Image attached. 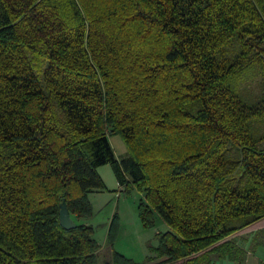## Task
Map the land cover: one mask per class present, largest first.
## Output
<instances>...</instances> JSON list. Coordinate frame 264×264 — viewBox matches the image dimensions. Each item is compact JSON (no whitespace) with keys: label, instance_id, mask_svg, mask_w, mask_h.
Masks as SVG:
<instances>
[{"label":"trees","instance_id":"1","mask_svg":"<svg viewBox=\"0 0 264 264\" xmlns=\"http://www.w3.org/2000/svg\"><path fill=\"white\" fill-rule=\"evenodd\" d=\"M107 163L169 226L145 264L242 262L234 234L264 221V0H0V264H140L116 213L101 259L77 221Z\"/></svg>","mask_w":264,"mask_h":264},{"label":"rangeland","instance_id":"2","mask_svg":"<svg viewBox=\"0 0 264 264\" xmlns=\"http://www.w3.org/2000/svg\"><path fill=\"white\" fill-rule=\"evenodd\" d=\"M259 67L255 68L248 82L241 85L244 94L248 98H253L262 91L261 81L262 75L259 73ZM118 139H122L116 135ZM114 137H110V142L114 150L116 149ZM123 142V141H122ZM124 144V143H123ZM125 145V144H124ZM238 152L232 151L231 158H237ZM108 169L109 176L105 173L102 175L105 178V183L109 189L95 193L91 197V214L85 217H79L78 222L91 224L93 227V236L100 245V259L104 252L109 251L107 244V231L109 222L114 213L117 215L118 227L113 242V248L119 250L128 257H131L140 264H144L145 256L149 253V246L157 244V233L165 230L167 224L154 213V222L152 226H144L138 214V200L141 197L140 191L133 185H130L128 190H113L117 189L116 178L111 169L110 164L102 165L99 171ZM236 184L245 182V179H240L241 173L236 166L233 171ZM158 260V259H156ZM154 260V261H156Z\"/></svg>","mask_w":264,"mask_h":264},{"label":"crops","instance_id":"3","mask_svg":"<svg viewBox=\"0 0 264 264\" xmlns=\"http://www.w3.org/2000/svg\"><path fill=\"white\" fill-rule=\"evenodd\" d=\"M113 136L116 144V149H118V152L113 149L116 156L123 154L126 151V147L123 144V142L116 137V135H110L109 136V142L110 137ZM111 144V142H110ZM112 146V145H111ZM105 166V164H103ZM99 167H102L99 166ZM99 167H97V171L102 177L104 183L105 178L102 175L109 176L108 169H103V171H99ZM105 173V174H103ZM106 185V183H105ZM117 189L113 190H120L123 191L124 188L117 182L116 180ZM107 187V185H106ZM107 189H109L107 187ZM103 190H92L88 193L89 200L91 201V197L98 192H101ZM169 226L165 228V230H168ZM163 230V231H165ZM234 239L236 240L237 245L239 247L243 248L245 250V253L242 258V262L239 263L238 260L229 258V257H221L217 254L213 253L210 255V262L209 264H264V221L258 225H255L254 227H251L249 229L243 230L241 232L234 234ZM116 250V249H115ZM119 251V250H117ZM102 258V257H101ZM154 262V261H153ZM145 264V263H144ZM148 264V263H146Z\"/></svg>","mask_w":264,"mask_h":264},{"label":"water","instance_id":"4","mask_svg":"<svg viewBox=\"0 0 264 264\" xmlns=\"http://www.w3.org/2000/svg\"><path fill=\"white\" fill-rule=\"evenodd\" d=\"M59 222L62 227L65 229H70L76 226L75 221L72 219L69 209L67 208L65 199L62 198L59 204Z\"/></svg>","mask_w":264,"mask_h":264}]
</instances>
